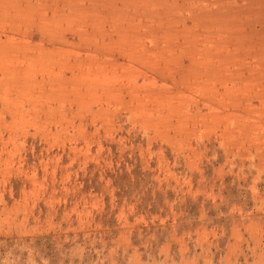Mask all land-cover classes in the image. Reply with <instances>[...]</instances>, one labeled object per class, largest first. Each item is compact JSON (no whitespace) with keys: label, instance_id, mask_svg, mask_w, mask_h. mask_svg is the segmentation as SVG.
I'll list each match as a JSON object with an SVG mask.
<instances>
[{"label":"rangeland","instance_id":"obj_1","mask_svg":"<svg viewBox=\"0 0 264 264\" xmlns=\"http://www.w3.org/2000/svg\"><path fill=\"white\" fill-rule=\"evenodd\" d=\"M0 264H264V0H0Z\"/></svg>","mask_w":264,"mask_h":264},{"label":"bare ground","instance_id":"obj_2","mask_svg":"<svg viewBox=\"0 0 264 264\" xmlns=\"http://www.w3.org/2000/svg\"><path fill=\"white\" fill-rule=\"evenodd\" d=\"M120 48V47H119ZM78 55V54H77ZM128 57V56H127ZM129 60H134V57L130 56L128 57ZM132 62V61H131Z\"/></svg>","mask_w":264,"mask_h":264}]
</instances>
